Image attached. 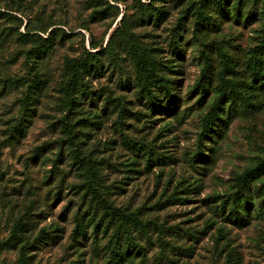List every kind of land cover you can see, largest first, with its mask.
I'll use <instances>...</instances> for the list:
<instances>
[{"label":"rangeland","instance_id":"1","mask_svg":"<svg viewBox=\"0 0 264 264\" xmlns=\"http://www.w3.org/2000/svg\"><path fill=\"white\" fill-rule=\"evenodd\" d=\"M151 1L0 0V264H114L129 241L140 253L119 264H264V4L229 0L220 11L213 0H157L162 25L133 19L141 44L171 60L186 18L171 112L138 99L141 75L125 50H105L120 18ZM95 10L106 20L92 19ZM25 26L43 39L55 32L43 58L22 39ZM87 52H99L103 73L68 111L69 65ZM206 63L201 98L193 92ZM220 92L219 137L206 141Z\"/></svg>","mask_w":264,"mask_h":264},{"label":"trees","instance_id":"2","mask_svg":"<svg viewBox=\"0 0 264 264\" xmlns=\"http://www.w3.org/2000/svg\"><path fill=\"white\" fill-rule=\"evenodd\" d=\"M157 0H152L149 4H143L141 8L130 17L123 15L120 18L119 25L115 31L110 35L105 50L109 51V55L118 56L117 48L125 50L128 55L132 58L135 66L137 67L142 84L136 85V96L140 101H144L149 108L154 111L157 107L162 105V109L170 110L171 112H176L178 107V96H177V85L178 81L174 78L175 71L173 70L174 65H172L175 60L181 56L183 53V43L185 41V34L188 31L186 27V18L182 19L173 33L169 47L172 59L163 60L158 56V50L154 48H149L146 45L141 44L139 36H137L132 28L131 24L133 19L135 23H139L142 26L153 25L158 27L165 22L166 10L164 7H155V2ZM159 1V0H158ZM225 1V2H224ZM229 0H221L220 2L212 1L219 10H223L225 5ZM264 4V0H238V5L244 8H252L256 10L260 4ZM198 20L205 22L207 17H205L199 10H197ZM4 14L0 13V18ZM105 14L101 11L95 10L92 15V19L96 21L106 20ZM263 20H264V6H263ZM16 19V18H15ZM128 20V21H127ZM19 26H23V22L20 21ZM28 34L21 35L22 39L25 41H32L36 44L34 52L38 58H43L53 47L52 37L55 33L51 32L46 39H43L38 34H31L32 30L25 26ZM48 30H44L43 33L46 34ZM264 47V38H263ZM98 49V45H93L92 50ZM99 52L91 53L87 52L84 59L80 60L76 64L69 65V71L71 73V80L68 87L65 89V99L63 100L68 111H72L80 105L79 94L82 93V89L85 86V81L90 78H96L102 75L104 65L99 57ZM227 62V60H226ZM228 67L225 68L227 70ZM255 69L258 70L256 73L260 72L261 63H256ZM210 71V65L206 63L204 68V74L202 78V83L198 84L197 88L194 90V95H199L204 97L206 93V79L208 78V73ZM228 100L224 92H220L217 100L212 104L209 113L205 117L202 124V137L206 141L213 140L219 137V125L222 121L224 111L226 109ZM107 107V104L104 105ZM17 133L22 134V129L19 128ZM136 222L140 223L138 217ZM77 228L75 230L74 238L78 241L80 235H82L81 222H77ZM170 245V244H169ZM120 249L115 251L116 259L114 264L127 263L131 261L132 256L138 255L130 254L133 250L131 249V243L121 244ZM126 249L128 251V257L123 260L122 255L119 250ZM135 250V247L133 248ZM131 255V256H130ZM23 258L21 259V264H23Z\"/></svg>","mask_w":264,"mask_h":264}]
</instances>
